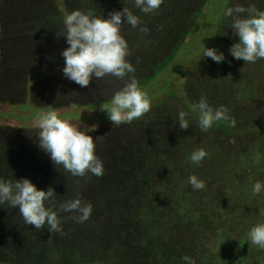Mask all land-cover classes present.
<instances>
[{
	"label": "trees",
	"instance_id": "obj_1",
	"mask_svg": "<svg viewBox=\"0 0 264 264\" xmlns=\"http://www.w3.org/2000/svg\"><path fill=\"white\" fill-rule=\"evenodd\" d=\"M122 1L113 10L127 7L141 22L136 28L124 24L127 31L148 29L127 57L135 68L130 75L141 84L171 50L185 42L187 35L180 33L186 30L189 8L197 1L193 10L201 11L207 0H164L156 12L159 17L163 11L162 19L155 18L150 25L133 0ZM257 1L260 7L264 4ZM255 2L231 0L230 4L248 7ZM156 25V31L150 30ZM226 26L224 22L221 37L231 32ZM217 37L214 46L222 40ZM232 39L227 38L225 48ZM229 59L238 63L227 61L225 69L201 54L187 72L195 95L182 83L180 98L168 96L140 119L89 134L103 162L101 177H73L54 166L37 146L35 134H0V178H27L38 190L51 187L57 195L46 205L58 207L77 196L92 205L84 223L77 222L75 212L60 213L62 231L52 233L47 227L36 230L26 225L18 209L0 205V264H185V255L196 264H264V249L251 244L247 235L253 225L264 223V191L252 192L256 182L264 184V110L259 105L264 83L252 85L260 76L264 82V59L255 63ZM208 64L210 70L205 72ZM110 77L93 84L104 86L107 80L114 83L112 87L120 85L118 91L124 81ZM249 88L256 100L248 97ZM236 92L243 97L236 99ZM201 96L214 108L226 107L230 119L214 122L202 132L198 112L192 109ZM84 102L81 98L78 103ZM178 106L189 114L187 130L176 124ZM198 147L207 156L196 166L188 157ZM255 154L260 160L253 159ZM190 175L203 180L205 188L194 191L187 182Z\"/></svg>",
	"mask_w": 264,
	"mask_h": 264
},
{
	"label": "clouds",
	"instance_id": "obj_2",
	"mask_svg": "<svg viewBox=\"0 0 264 264\" xmlns=\"http://www.w3.org/2000/svg\"><path fill=\"white\" fill-rule=\"evenodd\" d=\"M134 6L144 14L157 11L163 0H133ZM123 18V23H122ZM226 28L238 38L229 48V54L236 60L245 63H255L264 59V10L254 5L244 7L240 4L226 7L223 17ZM140 18L129 8L108 14L107 19L91 11L79 9L68 12L62 19L63 28L59 35L66 38L67 47L60 55L64 60L62 73L66 79L87 87L94 79H102L106 75L124 81L123 86L110 98L102 103L100 110L106 118L117 126L140 119L151 109V101L141 89L134 75L133 65L127 60L131 54L127 41L121 35L124 24L136 28ZM142 33H147L146 27H140ZM221 35H226L222 33ZM202 57L211 58L220 63L225 60L222 52L215 48L204 46ZM194 112H198L197 123L202 132H207L214 122L230 119L228 109L224 106L214 108L207 98L201 96L192 104ZM233 124L235 121H232ZM176 124L180 129L190 127L189 114L177 107ZM37 146L50 157L52 164L62 167L73 177H85L89 174L101 177L104 173L102 160L95 154V142L85 130H80L78 124L59 118L56 110L41 112L34 121ZM99 137L96 138V140ZM95 140V141H96ZM207 156L203 148L194 149L188 159L199 166ZM188 184L195 190L205 188V182L195 175L187 178ZM264 191V184L256 182L252 187L255 195ZM54 189L38 190L27 178H0V205L7 204L12 209H18V214L26 225H32L36 230L47 227L50 233L62 231L59 219L60 213H77V222H86L91 215V203L84 202L79 196L64 201L58 207L51 202L56 196ZM249 242L264 249V223L253 225L248 233ZM185 264H196L187 255L182 257Z\"/></svg>",
	"mask_w": 264,
	"mask_h": 264
},
{
	"label": "rangeland",
	"instance_id": "obj_3",
	"mask_svg": "<svg viewBox=\"0 0 264 264\" xmlns=\"http://www.w3.org/2000/svg\"><path fill=\"white\" fill-rule=\"evenodd\" d=\"M230 2L231 0H207L201 11L193 10L198 5L197 1L190 8L187 6L192 11L186 30L180 33L187 35L185 42L178 50H171L164 61L157 65L158 70L154 74L141 81L140 87L150 99L151 109L168 96L180 98L179 86L182 83H186L190 93L195 95V86L187 81V72L202 54L204 46L215 48L218 53L224 54L225 62L216 65L222 64L226 69L227 61L238 63L229 59L232 57L228 51L230 47H224L227 38L229 41L234 38L233 43L238 42L232 31L222 37L218 35L224 27L223 10L231 6ZM123 4L122 0H0V134L13 137L21 135L20 133L35 134L34 121L39 113L51 110H56L59 118L78 124L80 130H85L87 135H96L116 126L100 110L101 104L109 102L110 98H99L111 96L117 91L115 88L118 84L112 87L114 83L111 85L104 80V86L94 85V79L87 87L82 88L66 79L62 73L64 60L60 53L67 44L66 38L59 35V32L63 28L62 19L68 12L76 9L91 11L107 19L110 12L116 11L113 9ZM254 6L258 9L257 0ZM260 9H264V4ZM48 12L52 19L50 14L48 19ZM156 12L147 14L145 22L148 25L155 18L162 19L163 11L160 10L159 17ZM169 15L166 14L167 17ZM149 28L156 31L157 25ZM141 33L137 30L127 31L122 25L121 35L127 41L130 55L137 50L135 46L142 38ZM216 36L218 40H222L214 46L212 41ZM204 70L209 72V64ZM243 75L245 78L248 76L247 73ZM103 78L111 79L110 75ZM250 78L249 76L247 80ZM261 79L262 76L254 79L252 85L264 83ZM243 83L240 78L238 84L243 87ZM249 90L250 100H256L255 93L251 88ZM234 96L236 99L243 97L237 92ZM81 98L85 102L79 104ZM260 99L259 105L264 110V100ZM35 142L37 143V139ZM260 157L255 154L253 159L258 161Z\"/></svg>",
	"mask_w": 264,
	"mask_h": 264
}]
</instances>
